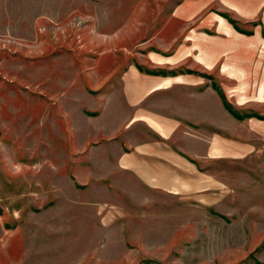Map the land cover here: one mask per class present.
Segmentation results:
<instances>
[{"label": "rangeland", "instance_id": "rangeland-1", "mask_svg": "<svg viewBox=\"0 0 264 264\" xmlns=\"http://www.w3.org/2000/svg\"><path fill=\"white\" fill-rule=\"evenodd\" d=\"M176 5L0 0V264H264V126H254L264 119V40L235 39L223 49L195 35L207 26L226 31L222 14L239 17L234 3L198 0L195 18L177 21L181 35L166 49L159 31ZM151 49L179 59L157 68L147 59ZM208 59L216 64L200 63ZM133 64L141 73H195L212 92L213 111L221 89L244 113L238 126H219L215 114L208 130H182L212 145L210 154L196 149L194 182L182 158L166 167L157 158L148 170L142 164L154 178L148 183L75 175L77 156L92 150L82 146L91 126H130L141 114L139 104L126 111L118 98ZM97 164L99 174L107 171ZM91 186L101 201L79 203ZM123 188L140 208L131 219L114 203Z\"/></svg>", "mask_w": 264, "mask_h": 264}, {"label": "crops", "instance_id": "crops-1", "mask_svg": "<svg viewBox=\"0 0 264 264\" xmlns=\"http://www.w3.org/2000/svg\"><path fill=\"white\" fill-rule=\"evenodd\" d=\"M197 1L175 0L177 5L171 14V18L159 31V33L161 31L166 33V49L170 42H173L181 35V31L173 29L177 21L179 19L190 20L195 18V11L191 9V3L193 4ZM222 1L235 4V10L239 15V17H236L245 20L244 25L234 21L233 19L236 17L222 14L221 16L225 19L227 25L226 31H219L218 29L213 31L211 30L213 29L212 27L207 26L208 29L206 31L197 32V27H195V35L199 33V37L205 40L216 38L223 49H230L235 39L242 45L245 39H260L261 36L264 40V25L259 20L261 0ZM209 20L212 23L211 25L217 22L213 21L212 18H209ZM206 21H208V18L203 23H206ZM203 26L206 27L205 24ZM189 30L190 32L192 31L191 28ZM188 39L191 40L192 37L189 36ZM189 46H191V42H189ZM147 57V59H150L148 62L158 65L159 67L157 68L161 69L174 65L179 59L177 53L165 55L153 49L149 50ZM205 62L200 63L206 66L216 64V61L212 62V59H208ZM225 65L229 66V63H225ZM196 75L191 72L175 75L141 73L136 64L131 65L129 70L125 71L124 90L118 98L122 105H126V111H129V107L139 104L142 110L141 114L130 118V126H91L90 137L89 135L85 137L82 146L85 148V146L92 143V150L91 152L87 150L86 152L81 151L80 154L82 155L77 156L75 175L83 180L91 179L90 181L132 175V178L137 180L142 178L148 183L146 179L154 180V178L144 172L143 169L146 166L148 170L150 162H154V160L159 158L158 162L161 160V162L165 161L164 163L166 164L164 165L166 167L167 164H172L171 162L179 163L182 158L183 162H188L192 165L187 171L191 173L192 182H194L196 178V149L199 148V153L206 154L208 152L210 154L212 145L211 142H206L205 139H196L193 133L184 134L182 130L187 128L208 130L212 126V116L215 114V116H219L218 125L221 127L238 126L239 121L245 118L243 112L233 108V103L228 100L221 89L219 91V110L213 111L210 97L212 92L201 80L202 77H198L200 80L197 81ZM208 76L207 74L206 77ZM260 120L256 124L254 123V126H264V119ZM139 121L141 126H134ZM106 132L108 135H106ZM106 136L113 138V140L109 141L108 146L107 142H104ZM78 141L79 137L77 134V147ZM180 153L186 156L181 157ZM220 156H226V153H220ZM190 157L191 161L189 160ZM100 162L107 163V171L103 174L98 173L97 166L99 164L97 163ZM142 164L146 165L143 166ZM100 166L103 165L100 164ZM170 169L171 167L169 166V171ZM164 171L165 173L167 172L166 170ZM88 183L89 181L86 184ZM156 185L160 186V182H156ZM169 187L163 188L171 194L175 187ZM119 190L122 192H119L118 197L123 196L124 198L123 200L118 199L119 203H117L116 198L114 203L116 202L117 206H122L123 209L129 212V218L126 219H131L140 214L137 212L140 208L133 206L135 202L129 196L130 193L126 192L124 188ZM82 194L83 198L77 199L79 203L89 205L101 201L95 195V190L92 186L82 192ZM147 201L144 202L147 203ZM91 208H94V205H91ZM160 208L163 209L164 206L160 205ZM96 217L95 214L91 215V219Z\"/></svg>", "mask_w": 264, "mask_h": 264}]
</instances>
